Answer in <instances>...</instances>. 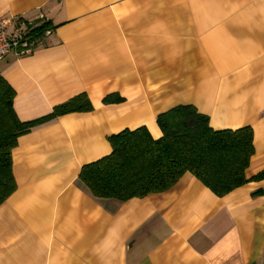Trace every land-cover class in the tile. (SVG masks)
Instances as JSON below:
<instances>
[{
  "label": "crops",
  "instance_id": "obj_1",
  "mask_svg": "<svg viewBox=\"0 0 264 264\" xmlns=\"http://www.w3.org/2000/svg\"><path fill=\"white\" fill-rule=\"evenodd\" d=\"M42 16V19L39 17ZM46 24L0 75L21 121L85 93L91 112L20 136L15 191L0 205V264H264V181L216 196L186 172L168 190L96 198L81 168L109 137L180 104L214 130L251 127L248 176L264 169V0H0V18ZM45 30V29H44ZM118 94L120 103H103Z\"/></svg>",
  "mask_w": 264,
  "mask_h": 264
},
{
  "label": "trees",
  "instance_id": "obj_2",
  "mask_svg": "<svg viewBox=\"0 0 264 264\" xmlns=\"http://www.w3.org/2000/svg\"><path fill=\"white\" fill-rule=\"evenodd\" d=\"M48 26L37 29L42 32ZM15 90L0 75V205L15 191L12 150L20 136L49 121L74 112H91L85 93L31 121H21L14 110ZM111 94L103 103H120ZM161 137L154 139L144 126L125 129L109 137L111 153L81 168L79 179L96 198L123 202L170 189L189 172L218 197L229 195L250 182L264 181V169L248 176L254 155L251 127L214 130L209 118L193 105L180 104L156 117ZM264 194L258 188L253 196Z\"/></svg>",
  "mask_w": 264,
  "mask_h": 264
},
{
  "label": "built area",
  "instance_id": "obj_3",
  "mask_svg": "<svg viewBox=\"0 0 264 264\" xmlns=\"http://www.w3.org/2000/svg\"><path fill=\"white\" fill-rule=\"evenodd\" d=\"M50 32V29L40 32L35 22L21 18H0V61L13 50L21 54L30 52L40 42L41 33L48 35Z\"/></svg>",
  "mask_w": 264,
  "mask_h": 264
}]
</instances>
